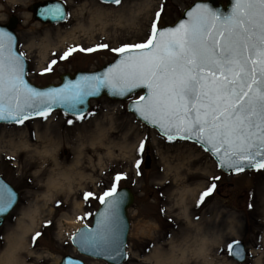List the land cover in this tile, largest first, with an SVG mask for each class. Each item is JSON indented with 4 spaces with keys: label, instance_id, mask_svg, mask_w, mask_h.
Returning <instances> with one entry per match:
<instances>
[{
    "label": "rangeland",
    "instance_id": "1",
    "mask_svg": "<svg viewBox=\"0 0 264 264\" xmlns=\"http://www.w3.org/2000/svg\"><path fill=\"white\" fill-rule=\"evenodd\" d=\"M36 1L43 0H0V22H7L12 14L17 16V46L28 63L26 77L40 86L57 83L64 72L99 68L115 57L111 48L144 42L157 11H161L157 26L170 24L194 0H122L121 5L101 0H61L66 5V19L47 25L32 16L29 6ZM97 8L103 13L99 17L91 12ZM98 44H108L109 48L92 53L77 51L64 61L58 59L69 47ZM54 58L58 63L53 71L41 75ZM139 96L136 92L125 100L100 97L92 101L83 120L53 111L47 119L30 118L23 125L0 124V176L18 192L16 205L0 227V255L7 246L6 236L18 229L19 219L28 221L22 212L35 209L38 198L47 194L46 206L36 208L34 213L38 226L25 234L26 247L17 249V256L27 264H58L65 254L82 258L85 264H107L78 253L69 237L77 226L90 225L92 215L85 214H93L98 197L111 188L113 177L121 174L125 179L118 187L127 185L134 192L128 208L130 228L122 264H255L257 260L264 264V168L225 173L195 142L162 137L126 109L127 102ZM68 119L74 123L69 125ZM141 141L145 147L138 151ZM146 156L148 168L144 166ZM203 164L209 170L207 175H202ZM64 170L72 177L69 187ZM50 178L61 182L52 185ZM199 183L201 186H197ZM210 183L216 188L197 206L200 193ZM184 186L197 191L187 198L188 205L195 206V222L202 215L210 218L221 211L234 212L240 222L239 230H234L239 235L211 244L207 258L187 249V258L154 261L150 255L155 247L169 252L172 243L178 248L193 243V225L184 230L183 219L171 218L178 209L168 208L174 190ZM86 191L97 198L85 203ZM37 232L41 235L34 242L32 237ZM231 241L244 244V261L237 262L228 255L227 243ZM175 253L179 255V250Z\"/></svg>",
    "mask_w": 264,
    "mask_h": 264
},
{
    "label": "snow or ice",
    "instance_id": "2",
    "mask_svg": "<svg viewBox=\"0 0 264 264\" xmlns=\"http://www.w3.org/2000/svg\"><path fill=\"white\" fill-rule=\"evenodd\" d=\"M103 2L121 5L122 0ZM42 15L62 20L67 13L57 3L44 8ZM188 16L186 23L161 29L157 26L161 11H157L144 42L111 48L118 59L106 71L47 91L26 81L25 54L17 50L15 35L0 26V122L23 125L33 116L47 119L54 107L83 120L89 115L83 107L87 98L97 96L101 89L126 97L145 88L147 94L133 102L132 110L162 137L192 140L216 158L218 167L230 171L264 168V0H235L226 16L207 6ZM108 48V44L69 47L58 59L64 61L77 51ZM57 63L52 59L40 74L52 72ZM67 123L72 125L74 120ZM144 147L141 141L138 151ZM136 163L139 167L140 161ZM123 179V175H115L111 188L98 197L103 211L96 227L85 225L74 234L73 241L81 251L106 255L113 261L126 256L120 216L124 193L118 189ZM215 188L210 183L200 193L197 206ZM83 198L87 203L97 197L86 191ZM15 199V193L0 184V213H6ZM40 235L37 232L33 241ZM227 252L240 257V242L227 243Z\"/></svg>",
    "mask_w": 264,
    "mask_h": 264
},
{
    "label": "water",
    "instance_id": "3",
    "mask_svg": "<svg viewBox=\"0 0 264 264\" xmlns=\"http://www.w3.org/2000/svg\"><path fill=\"white\" fill-rule=\"evenodd\" d=\"M101 1L103 2V0H101ZM57 3L60 4L65 9V12L67 13L66 5L61 0L36 1V2H33L29 6V9L32 11V16L36 21H39V22L46 24V25L47 24L61 23L66 19L67 15L62 20L53 19V18L46 17V16L42 15V11L44 8L51 7ZM108 3H110V2H108ZM234 3H235V0H194L189 6H187L186 8L183 9V11L179 15V17L173 23L164 24L162 26H159L158 28L169 29V28L177 27L181 23H186L189 21V16H188L189 12L193 11L194 9L202 8L204 6H207L211 11H213V12H215L221 16H226L232 12V9L234 7ZM17 23H18L17 16L12 14L8 17L7 22H5V23L0 22V26L4 27L7 31L13 33L15 35V37L17 38L16 31H15V27H16ZM16 46H17V41H16ZM17 50H18V46H17ZM117 59H118V56L116 55L111 61L102 64L99 68H96V69H87V70L84 69V70H76L73 73H71V72L70 73L69 72L61 73L59 75V81L57 83H48V84L39 86V85L31 82L26 77L27 75L25 76V79L30 84V86H32L36 89H39V90L47 91L49 89H55V88L63 87L66 83H72V82L78 81L82 77H85V76L99 75V74L103 73L104 71H106L107 68L111 67L117 61ZM25 71L27 74L28 63L26 61V58H25ZM136 92L140 93L141 95H146L147 89H145V88L136 89L133 93H136ZM133 93H131V94H133ZM131 94H129V95H131ZM129 95H127L126 97L114 96V95L110 94L109 89H107V88L101 89L100 93L97 96L87 98V102L83 106L84 111L87 113V111L89 110V108L91 106L92 101L96 100L100 97L105 96V97H107L109 99H113V100H125ZM137 99H135V100H137ZM135 100H130L129 102H127L126 109L130 113H132L135 116V118H137L139 121H141L142 123L156 129L157 132H159V130L157 128L146 123L138 114L133 112L132 108H133V102ZM52 111H60L61 113H65L64 109L61 107H54L51 110V112ZM34 117H38V116H33L32 118H34ZM0 124H10V123L0 122ZM177 139H179V138H177ZM182 140H184V139H182ZM189 141H192V140H189ZM192 142H194V141H192ZM209 154L212 156L211 153H209ZM212 157L215 160L216 164L218 165L216 158L214 156H212ZM144 166L146 168H148V166H149L148 156H146V158H145ZM219 168L225 173H229V174L237 173L235 171H230L228 169H224L221 167H219ZM251 169H257V168L256 167H252V168L245 167V170H251ZM0 184L8 186L16 195V199H15L12 207L6 213H0V227H1L3 222H4V219L11 212V210L14 208V206L16 205V203L18 201L17 200L18 199V192L8 181L4 180L2 176H0ZM118 189L124 193V202H123L121 209H120V216H121V221L123 224L121 239L124 242V250L126 252V244H127V238H128L129 228H130V225H129L130 222H129V217H128V208L131 206V204L134 201V192L127 185L126 186H120ZM102 211H103V206L99 203L97 205V208L93 212L94 215H92L91 224L87 225L89 228H95L96 227V221H97V219H99V214ZM85 225L86 224L78 226L75 229V231L71 234V236L69 237L71 244L74 246L75 249H77V252L80 253L81 255L92 257L95 259L100 258V260L105 261L107 264H122V262L124 261L126 256H122L117 261H113V260H109L106 255L105 256H97L91 252L81 251V249L77 246V244L74 243L73 236L77 232V229L83 228ZM244 249H245V246L241 241L240 242V250H241L242 255L238 258H233V257L232 258L235 259L237 262L244 261V259L246 258V250H244ZM59 259L60 260H59L58 264H70V262H71V264H77V262H80V264H85V262L82 258H78L77 256H74L71 254H69V255L65 254Z\"/></svg>",
    "mask_w": 264,
    "mask_h": 264
},
{
    "label": "bare ground",
    "instance_id": "4",
    "mask_svg": "<svg viewBox=\"0 0 264 264\" xmlns=\"http://www.w3.org/2000/svg\"><path fill=\"white\" fill-rule=\"evenodd\" d=\"M91 12L94 13L95 17H99L101 14H103L101 10H99V8L92 10ZM77 27H82V25H78ZM100 132L102 131L100 130ZM46 152H49V150H46ZM201 169L202 175H207V172H209V170H207L208 168L206 164H203L201 166ZM70 176L71 174L68 171L64 170V180L68 181V187L70 186V181L72 178ZM174 178L178 179V175H175ZM57 182L58 184H60L61 180L58 179L55 182L53 178L49 179V183L52 185H55ZM197 186H201V184L199 183L197 184ZM196 193L197 191L195 190V188H191L188 186H184L178 189L176 188L174 190V193H172L173 199L171 201V204H168L169 209H178V212L172 214L171 218L183 219L185 223L184 230L187 231V227L189 225H193L194 234H192L191 236L193 238V247L190 243L186 247L180 246L178 248L175 244L172 243L171 250L169 252H165L161 248L155 247L150 255V257L153 258L154 261L161 262V260L187 258V249H190V253L192 254H200L203 257L207 258V251L211 244L219 240L221 241L222 239H226V237H237L239 235V231L234 230L235 228H238L239 230L240 227V222L234 212L229 213L221 211L212 215L210 218H206L204 217V215H202L200 221L195 222V213H193V211L195 210V206H189L187 198L189 196H195ZM47 197L48 195L46 194L38 198L35 204V209L29 208L28 210L22 212L23 216L28 218V221H23L19 219L17 224L18 229L6 236L7 246L0 255V264H27L25 261H22L17 256L16 250L26 247V242L24 240L25 234L31 231L35 226H38V222L37 219H35L34 213L36 211V208H43L46 206ZM262 198L263 199L261 201V208L264 209V197ZM261 218L264 219V211ZM175 249L179 250V255H176ZM206 262H208V260ZM255 264H262V262L261 260H257Z\"/></svg>",
    "mask_w": 264,
    "mask_h": 264
}]
</instances>
